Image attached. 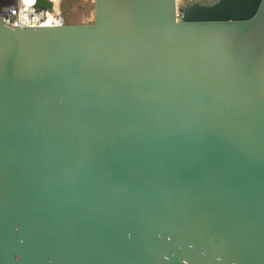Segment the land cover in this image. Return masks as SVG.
Returning <instances> with one entry per match:
<instances>
[{
    "label": "water",
    "instance_id": "water-1",
    "mask_svg": "<svg viewBox=\"0 0 264 264\" xmlns=\"http://www.w3.org/2000/svg\"><path fill=\"white\" fill-rule=\"evenodd\" d=\"M94 3L0 15V264H264V0Z\"/></svg>",
    "mask_w": 264,
    "mask_h": 264
},
{
    "label": "built area",
    "instance_id": "built-area-1",
    "mask_svg": "<svg viewBox=\"0 0 264 264\" xmlns=\"http://www.w3.org/2000/svg\"><path fill=\"white\" fill-rule=\"evenodd\" d=\"M58 4L57 10L51 11L46 8L35 7L36 0L27 3L25 0H0V15L3 21L13 27L21 26H46L49 18L50 25H58L65 23V18L60 11V1L53 0ZM59 9V10H58ZM177 17H180L178 14Z\"/></svg>",
    "mask_w": 264,
    "mask_h": 264
},
{
    "label": "rangeland",
    "instance_id": "rangeland-1",
    "mask_svg": "<svg viewBox=\"0 0 264 264\" xmlns=\"http://www.w3.org/2000/svg\"><path fill=\"white\" fill-rule=\"evenodd\" d=\"M190 0H182L181 4H185ZM20 0H18V3ZM58 4L55 6L57 10ZM60 11L65 18L66 23H89L95 18L94 0H61ZM59 10V9H58Z\"/></svg>",
    "mask_w": 264,
    "mask_h": 264
},
{
    "label": "bare ground",
    "instance_id": "bare-ground-1",
    "mask_svg": "<svg viewBox=\"0 0 264 264\" xmlns=\"http://www.w3.org/2000/svg\"><path fill=\"white\" fill-rule=\"evenodd\" d=\"M25 1H26L27 3H30V2H31V0H25ZM181 1H182V0H177V3H180ZM50 20H51V18H49V20L46 21V23L49 24V25L51 24V23H50V22H51ZM46 26H47V25H46Z\"/></svg>",
    "mask_w": 264,
    "mask_h": 264
}]
</instances>
